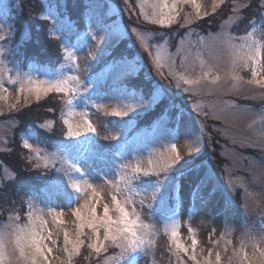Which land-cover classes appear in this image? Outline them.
Instances as JSON below:
<instances>
[{
    "label": "rangeland",
    "instance_id": "374dc122",
    "mask_svg": "<svg viewBox=\"0 0 264 264\" xmlns=\"http://www.w3.org/2000/svg\"><path fill=\"white\" fill-rule=\"evenodd\" d=\"M224 1L135 0L129 9L127 0L90 2L87 26L65 32L69 23L44 0L48 29L63 49L62 61L51 68L20 64L11 0H0V114L22 99L71 92L62 122L74 144H84H59L49 154L37 130L23 133L21 146L34 167L57 169L50 186L17 201L27 220L15 216L0 224V264H72L89 233L95 251L108 242L107 249H118L103 264H264V19L235 36L230 27L239 18L215 17ZM229 1L240 13L250 0ZM212 15L216 22L208 29ZM178 23L185 32L166 34ZM135 36L178 102L164 106L149 128L137 127L135 117L169 92L158 83L153 91L120 84L142 68L149 75L141 51L118 53L93 70L101 54ZM254 101L262 106H251ZM17 127L11 118L0 120V151ZM217 136L225 142L224 179L200 161ZM248 149L255 154L240 151ZM13 176L4 166L0 182ZM173 187L181 207L168 217ZM238 191L243 210L232 198Z\"/></svg>",
    "mask_w": 264,
    "mask_h": 264
},
{
    "label": "trees",
    "instance_id": "16d2710c",
    "mask_svg": "<svg viewBox=\"0 0 264 264\" xmlns=\"http://www.w3.org/2000/svg\"><path fill=\"white\" fill-rule=\"evenodd\" d=\"M52 4V8L55 9L59 18L66 24V31H73L72 25L77 27V30H82L85 26L87 18V10L90 2L102 3L106 5V0H48ZM111 1V0H109ZM226 0L219 7L220 13L217 16L223 18L227 14H231L239 18V20L230 27V31L235 36H241L247 34L252 25L255 27L264 19V4L263 0H250L247 6L236 13L233 6ZM135 3V0H127L125 3L129 9L131 4ZM256 7V8H255ZM10 14V22L13 26L15 34L14 40L18 43L19 47L16 49V58L19 59L22 66H27L28 61L32 60L39 64H45L46 61L49 63H58L59 58H63V49L61 47L59 39L54 37L48 27L49 21L44 18V0H11L8 6ZM123 17H126L125 15ZM213 15L209 17L206 22L208 23V29L216 22L212 19ZM214 20V21H213ZM204 25V22H201ZM178 25H175V32L171 30L165 31L170 37L174 34L179 36L185 32L186 29H180ZM184 27V26H180ZM134 30L140 29L134 27ZM134 35V33H133ZM137 43L138 46L135 44ZM116 47L112 52L109 51L107 55L101 54L97 58L93 65L94 71H99L101 67L109 59H114L116 54L122 53L130 54L141 51L144 60L149 61L146 54V49L141 48L137 37L135 39L127 38L124 41H120L114 45ZM130 51L129 52V49ZM57 57H59L57 59ZM148 72L149 75L144 74L143 70L135 76L125 77L120 84H124L130 88H137L153 91V84L158 83L160 88H164V80H162L152 69ZM162 87H161V85ZM174 92L163 93V98L158 102L152 109L148 110L142 115L135 117L136 126H147L157 118L158 115H162L165 112L164 106L176 105L178 102L172 99ZM67 94L52 90L45 96L38 100L27 101L22 99L15 108L11 109L8 114L1 115L0 120L13 119L18 123V130L14 133L12 138L9 140L7 147L4 151H0V172L2 169L7 168L13 173L11 179H5L2 177L0 182V224H6L11 217L18 216L20 220H27V213L25 208L22 209L17 201L27 196L29 193H41L44 187L50 186L54 180L56 174L55 166H47L44 169H38L34 167V162L29 156V151L24 150L21 146L20 138L24 132H30L29 127L37 130V139L40 143V147L48 151L49 154L56 153L58 145H64L66 143L73 144L74 140L68 136V130L65 124L62 122L65 117V110L67 109ZM263 102L254 101L251 106L260 107ZM250 105V104H249ZM257 109V108H256ZM260 110V109H258ZM171 113V112H170ZM222 137L217 136L215 139H211L212 147L209 148L208 144L205 145V149L201 152L200 161L209 162L210 166L219 175H225L224 167L226 165L225 160L221 155V146L225 144L221 139ZM50 149V150H49ZM239 150V149H238ZM243 154H255L253 150H240ZM242 192L238 191L234 195V200L242 206ZM242 199V200H241ZM24 206L23 202L21 201ZM20 208H18V207ZM19 212V213H18ZM6 222V223H5ZM93 237L91 234H87L83 239V249L80 255H75L72 259V264H103L104 261H110L118 254V249L114 246L112 249L95 251L92 246ZM112 257H107L109 255Z\"/></svg>",
    "mask_w": 264,
    "mask_h": 264
},
{
    "label": "bare ground",
    "instance_id": "6f19581e",
    "mask_svg": "<svg viewBox=\"0 0 264 264\" xmlns=\"http://www.w3.org/2000/svg\"><path fill=\"white\" fill-rule=\"evenodd\" d=\"M171 3H173V1H171Z\"/></svg>",
    "mask_w": 264,
    "mask_h": 264
}]
</instances>
